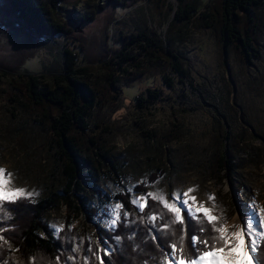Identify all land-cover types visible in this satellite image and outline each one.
I'll return each instance as SVG.
<instances>
[{
  "label": "rangeland",
  "instance_id": "374dc122",
  "mask_svg": "<svg viewBox=\"0 0 264 264\" xmlns=\"http://www.w3.org/2000/svg\"><path fill=\"white\" fill-rule=\"evenodd\" d=\"M98 1L105 2L64 0L62 5L82 13ZM120 1L121 5L99 9L93 21L71 22L69 34L32 45L10 29L0 0V69L5 73L1 86L19 93L14 86L22 71L42 76L40 86L44 87L53 74L64 71L65 47L77 53L79 65L89 64L90 73L101 76L98 64L105 54L121 47L123 35L147 24L186 56L188 76L181 82L167 65L150 69L146 65L145 74L127 86L128 77L139 71L123 75L121 86L104 98L106 105L92 112L90 136L122 165L125 185L136 184L160 169L166 173L137 194L162 189L171 199L173 191L182 193L194 187L191 195L209 208L215 204L214 214L222 217L221 223H240L241 204L255 197L264 205V27L258 37L260 57H254L251 64L232 49L224 55L212 30L192 27L168 35L179 0H141L131 7L123 5L126 0ZM211 1L200 0L201 8ZM169 74L174 77L172 86L164 79ZM148 88H160L161 97L156 104L139 108L137 96ZM23 109L0 94V167L14 173V186L35 189L39 195L33 199H39L51 190H61L64 166L53 133L34 113ZM232 140L235 143L228 149ZM221 151H227L235 164V170L224 176L218 160ZM91 168L88 163L85 182ZM95 184L110 194L122 190L116 177L101 171ZM65 211L64 205L54 209L46 220L50 225L63 224Z\"/></svg>",
  "mask_w": 264,
  "mask_h": 264
},
{
  "label": "trees",
  "instance_id": "16d2710c",
  "mask_svg": "<svg viewBox=\"0 0 264 264\" xmlns=\"http://www.w3.org/2000/svg\"><path fill=\"white\" fill-rule=\"evenodd\" d=\"M140 1L126 0L123 5L131 7ZM2 2L1 11L6 13L10 29L27 38L32 45H37L46 38L54 39L58 35L69 34L72 31L71 22L93 21L98 10L109 4L121 5L120 0H105L104 3L98 1L91 9L77 13L75 9H65L62 5L64 0ZM192 27L212 30L224 55L232 49L239 58L252 64L253 58L260 57L261 53L258 37L264 27V0H212L203 9L200 0H179L167 34L188 31ZM121 38V47L108 51L99 62L101 76L94 77L90 73L92 67L89 64L79 65L77 53L65 47L62 50L64 71L53 74L44 87L40 86L42 76L22 73L21 70L20 81L14 86L19 93L8 91L0 84V94L8 96V100L24 108V111L34 113L38 122L45 124L53 133L65 177L61 190H51L48 195L39 199H21L15 204L5 205L11 211L8 214L0 212V236L4 237V240H0V264H86L85 256L89 257L87 264H100L92 253L84 250L71 251L78 243V239L71 238H84L87 241L91 237L92 247L97 250L100 246L98 238L107 239L115 235L122 236L123 240L119 245L114 239L108 240L114 250L105 257V264L108 260L111 264H160L164 252L151 239L152 224L140 217L151 210L164 211L166 219L170 215L162 209V205L150 198L149 207L142 214L130 203V194L121 190L110 194L95 184V178L101 171L104 175L116 177L122 189L128 187L122 177V165L115 162L110 150L104 148L96 137L90 136L93 128L89 120L97 106L106 105L104 98L121 86L123 75L132 73V70L138 69L139 73L128 77L124 85H131L155 65L169 66L181 82L189 71L186 56L147 24ZM2 74L5 73L0 69V79ZM164 79L169 86L173 85V76L169 74ZM160 92V88H148L138 94V107L148 108L156 104L161 97ZM234 143L232 140L228 149ZM94 146L97 150H92ZM218 160L223 176L230 174L235 168V164L231 162L233 159H228L227 151H221ZM88 163L92 168L88 170L85 182L83 176ZM165 175L160 169L150 172L143 180L157 181ZM148 186L139 183L135 192H145ZM116 201L124 203V210L130 216L125 219L121 215L120 225L112 232L103 223L98 224L96 218L102 209ZM63 205L66 207L63 222L65 228L57 238L49 227L46 215ZM77 219L80 220L78 223ZM187 219L185 216V220ZM89 222H92V226ZM161 223L159 219L155 221L157 226ZM193 224H196L195 220ZM69 226H73L71 230ZM173 227L177 235L165 237V244L181 234L182 225L177 223ZM133 231L135 238L129 239ZM87 246L85 243L83 249Z\"/></svg>",
  "mask_w": 264,
  "mask_h": 264
},
{
  "label": "snow or ice",
  "instance_id": "6c2138e0",
  "mask_svg": "<svg viewBox=\"0 0 264 264\" xmlns=\"http://www.w3.org/2000/svg\"><path fill=\"white\" fill-rule=\"evenodd\" d=\"M13 177L14 173L0 167V212L5 214L11 211L5 207L6 204H15L21 199L31 200L34 196L39 195L35 189L29 191L24 187L14 186ZM139 183L148 186L158 183V181L145 179L128 186L127 189H122V192L130 194V203L143 214L145 208L149 207L148 200L150 198L162 205V209L170 215V218L166 219L164 211L151 210L147 215L140 217L141 220L152 224L151 239L156 241L157 247L164 252L160 264H264V205L258 203L255 197L239 206L240 223L228 224L221 223L222 217L214 214L215 204L209 208L205 202L198 201L196 196L191 195L195 191L194 187H190L182 193L175 190L169 199V194L163 192L162 189H158L156 192L137 194L135 189ZM209 199L214 201V195L210 194ZM121 215L127 219L130 213L124 210L122 201H116L102 209L96 219L98 224L103 223L110 231L115 232L121 223ZM185 216L188 217L187 220H185ZM158 219L162 222L159 226L155 224ZM194 220L196 221L195 225L193 224ZM177 223L182 225L181 234L177 239L170 240L165 244V237L177 235L173 227ZM49 227L53 229V234L59 238L65 225L52 224ZM72 227L69 226V230ZM204 233H208V235H204ZM128 238L134 239L135 231ZM71 239H78V243L71 248V251L84 250L92 253L100 264H105V257L114 250L108 240L114 239L119 245L123 237L120 235L107 239L100 237L97 241L100 245L97 250L92 247L91 237H88L87 241L84 238L72 237ZM0 240H4V237L0 236ZM85 243L88 246L83 249ZM69 259L74 260L75 257H69ZM84 259L87 264L89 257L85 256ZM107 264H111V261L108 260Z\"/></svg>",
  "mask_w": 264,
  "mask_h": 264
}]
</instances>
